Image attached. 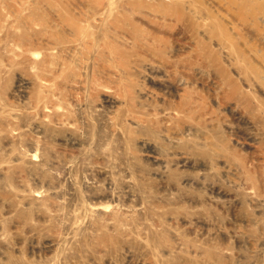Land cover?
<instances>
[{"label":"rangeland","instance_id":"374dc122","mask_svg":"<svg viewBox=\"0 0 264 264\" xmlns=\"http://www.w3.org/2000/svg\"><path fill=\"white\" fill-rule=\"evenodd\" d=\"M0 264H264V0H0Z\"/></svg>","mask_w":264,"mask_h":264}]
</instances>
